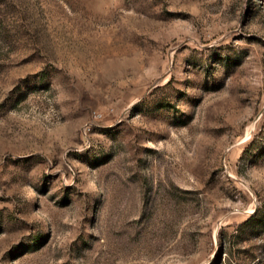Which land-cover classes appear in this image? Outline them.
I'll use <instances>...</instances> for the list:
<instances>
[{
    "label": "rangeland",
    "instance_id": "obj_1",
    "mask_svg": "<svg viewBox=\"0 0 264 264\" xmlns=\"http://www.w3.org/2000/svg\"><path fill=\"white\" fill-rule=\"evenodd\" d=\"M0 264H264V0H0Z\"/></svg>",
    "mask_w": 264,
    "mask_h": 264
},
{
    "label": "trees",
    "instance_id": "obj_2",
    "mask_svg": "<svg viewBox=\"0 0 264 264\" xmlns=\"http://www.w3.org/2000/svg\"><path fill=\"white\" fill-rule=\"evenodd\" d=\"M252 217V216H251Z\"/></svg>",
    "mask_w": 264,
    "mask_h": 264
}]
</instances>
